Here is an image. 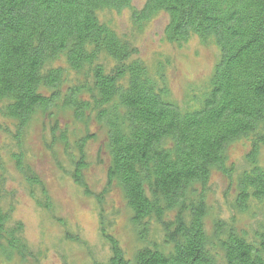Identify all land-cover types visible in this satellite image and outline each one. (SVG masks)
<instances>
[{"label": "trees", "instance_id": "16d2710c", "mask_svg": "<svg viewBox=\"0 0 264 264\" xmlns=\"http://www.w3.org/2000/svg\"><path fill=\"white\" fill-rule=\"evenodd\" d=\"M134 1L0 0V118L13 123L12 141L55 107L84 126L93 119L103 130L106 184L121 189L138 239L149 244L127 258L101 227L110 247L104 264H264V233L252 242L233 220L216 218L214 245L205 226L210 172L227 173L225 150L240 138L249 141V169L237 180L231 206L244 213L251 199L264 202V169L257 164L264 146V0H141L133 17L140 23L166 13L167 42L197 38L218 49L211 75L181 100L172 96L168 58L145 61L131 39L99 17ZM65 134L54 139L64 150ZM90 138L95 135L88 132L73 141L78 149L69 159L71 177L86 195L83 147ZM22 157L13 155L17 170L32 195L39 190L38 205L49 209L46 190ZM153 228L161 241H149ZM23 229L0 206L5 257L36 259Z\"/></svg>", "mask_w": 264, "mask_h": 264}, {"label": "rangeland", "instance_id": "374dc122", "mask_svg": "<svg viewBox=\"0 0 264 264\" xmlns=\"http://www.w3.org/2000/svg\"><path fill=\"white\" fill-rule=\"evenodd\" d=\"M141 5V0H136L132 8L106 9L99 17L118 34L131 39L145 61L153 63L168 58L171 63L169 82L175 100L183 99L186 91L198 92L212 73L219 57L218 49L211 42L202 45L197 38L180 45L167 42L163 34L167 14L157 12L139 23L133 11L139 10ZM68 76L75 77L73 73ZM0 126L8 130L0 131V206L10 212L13 221L23 224L24 242L30 254L36 256L35 260H23L15 253L8 258L0 253V264H104L110 256V247L100 234L101 227L117 239L127 258L132 259L138 249L149 245L138 239L121 189L106 184L105 133L95 120L91 119L84 126V123L74 122L70 111L55 107L50 113L37 117L19 141H12L10 137L15 132L10 120L0 118ZM62 132L67 136L66 150L54 140ZM88 132L95 135L83 147L88 162L83 177L90 195L74 183L73 165L69 160L78 149L73 141ZM249 146L246 138L230 143L225 150L227 173L218 169L210 172L205 193L209 209L205 226L211 244L215 245L218 240L213 231L216 218L224 222L233 220V227L252 242L257 241L258 234L264 233V202L251 199L244 213L235 212L231 206L237 180L249 169L245 160ZM19 152L24 156V165L34 171L46 190L49 209L38 205L39 190L33 187L32 195L17 170L13 155ZM257 164L264 169V146L260 148ZM152 232L155 236L151 234L149 241H161L160 231L153 228Z\"/></svg>", "mask_w": 264, "mask_h": 264}]
</instances>
